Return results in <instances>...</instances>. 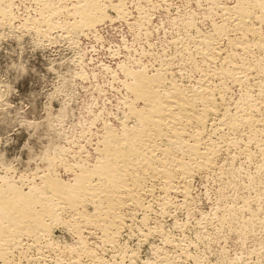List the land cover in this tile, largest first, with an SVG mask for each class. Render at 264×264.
Masks as SVG:
<instances>
[{"label":"bare ground","instance_id":"6f19581e","mask_svg":"<svg viewBox=\"0 0 264 264\" xmlns=\"http://www.w3.org/2000/svg\"><path fill=\"white\" fill-rule=\"evenodd\" d=\"M15 1L0 0V29L17 19ZM29 2L35 16L21 26L42 39L91 35L113 19L147 37L153 11L194 10L171 19L175 34L161 52L119 65L118 112L87 124L90 151L55 149L28 175L2 167L0 264H209L192 253L188 221L176 218L191 214L197 181L215 191L196 223L203 234L264 235V0ZM168 217L180 237L165 231ZM58 228L72 241L58 243ZM132 237L161 246L139 261ZM262 250L258 243L226 264H251Z\"/></svg>","mask_w":264,"mask_h":264},{"label":"rangeland","instance_id":"374dc122","mask_svg":"<svg viewBox=\"0 0 264 264\" xmlns=\"http://www.w3.org/2000/svg\"><path fill=\"white\" fill-rule=\"evenodd\" d=\"M16 1L17 19L12 27L0 29V176L2 167L15 169L16 175L40 170L44 167L42 156L58 148L70 151L81 145L90 151L85 142L87 124L95 115L111 120L118 112V101L123 93L118 92L112 76H120L119 65L130 64L136 52L144 49L161 52L175 34L171 19L185 10H194L178 3L168 11H153L147 37L113 19L97 26L91 35L74 34L75 37L68 39L56 33L51 39H42L21 26V19L35 16L29 0ZM201 28L206 29V25ZM200 183H194L195 206L191 214L186 218L180 211L176 216L180 221H188L184 234L197 245L192 249L193 254L204 255L209 264H226L234 256L246 259L244 250L253 245L264 246V235L260 234L256 235L259 239L244 241L237 232L226 231L221 237L209 228L207 234H203L196 223L212 208L215 191ZM245 192L227 193L243 195ZM260 211L264 218V203ZM173 220L164 218V229L171 236L180 237L173 229ZM54 236L60 244L72 241L59 228L55 229ZM151 240L148 244L139 243L134 237L125 241L139 261H146L152 258L151 247L161 246L158 239ZM250 262L264 264V251Z\"/></svg>","mask_w":264,"mask_h":264}]
</instances>
